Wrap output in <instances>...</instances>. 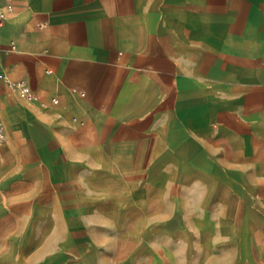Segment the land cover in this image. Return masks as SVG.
Here are the masks:
<instances>
[{"label":"crops","instance_id":"obj_1","mask_svg":"<svg viewBox=\"0 0 264 264\" xmlns=\"http://www.w3.org/2000/svg\"><path fill=\"white\" fill-rule=\"evenodd\" d=\"M0 9V264H264V0Z\"/></svg>","mask_w":264,"mask_h":264},{"label":"built area","instance_id":"obj_2","mask_svg":"<svg viewBox=\"0 0 264 264\" xmlns=\"http://www.w3.org/2000/svg\"><path fill=\"white\" fill-rule=\"evenodd\" d=\"M5 20H6L5 14L0 9V36H1V30L5 24ZM6 83L12 89L13 92H18L22 98L29 100H37V96L27 88L26 83L24 81L12 82L9 79H6ZM56 101L57 99L53 100V102ZM5 141H6L5 128L3 125V121L0 117V146L3 145Z\"/></svg>","mask_w":264,"mask_h":264}]
</instances>
